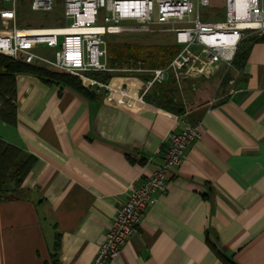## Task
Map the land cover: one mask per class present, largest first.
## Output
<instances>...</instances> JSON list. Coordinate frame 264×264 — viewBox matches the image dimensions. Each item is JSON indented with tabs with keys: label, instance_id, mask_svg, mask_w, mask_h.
Masks as SVG:
<instances>
[{
	"label": "crops",
	"instance_id": "1",
	"mask_svg": "<svg viewBox=\"0 0 264 264\" xmlns=\"http://www.w3.org/2000/svg\"><path fill=\"white\" fill-rule=\"evenodd\" d=\"M234 72L232 88L182 116L147 95L127 107L18 75L16 121L0 119V139L35 163L0 200V264H92L117 209L185 123H201L203 138L107 264H264V43ZM146 82L115 74L108 84L138 99Z\"/></svg>",
	"mask_w": 264,
	"mask_h": 264
},
{
	"label": "built area",
	"instance_id": "2",
	"mask_svg": "<svg viewBox=\"0 0 264 264\" xmlns=\"http://www.w3.org/2000/svg\"><path fill=\"white\" fill-rule=\"evenodd\" d=\"M21 1L2 0L8 7L1 19L13 26L0 30V54L14 59L22 55L29 65L57 68L78 77L86 88L105 92L107 102L127 107H132L135 100L143 102L149 90L170 74L178 78H211L220 64L232 67L241 43L252 34L264 33V0H224V12L216 19L201 12L211 7L212 0H63L68 24L65 28L75 31H39L44 34L18 28ZM28 2L33 12L48 13L58 0ZM157 28L174 33L180 51L167 68L154 71L138 99L126 89L87 76L89 72L112 71L107 62L109 37L152 34ZM37 45L55 50L54 59L36 53L33 48ZM203 134L201 123H185L169 136L164 162L131 189L127 201L117 209L92 264H107L120 257L123 247L139 232L147 210L166 191L169 174L186 161L189 146L201 140Z\"/></svg>",
	"mask_w": 264,
	"mask_h": 264
},
{
	"label": "rangeland",
	"instance_id": "3",
	"mask_svg": "<svg viewBox=\"0 0 264 264\" xmlns=\"http://www.w3.org/2000/svg\"><path fill=\"white\" fill-rule=\"evenodd\" d=\"M18 5L17 11V25L20 29H37V28H57L65 27L67 24L64 18V6L63 0H58L57 5L54 10L48 13H38L33 12L30 9L28 0H23ZM8 6L4 5L0 1V15L2 12L6 11ZM225 8L224 0H212L210 8H203L201 10L202 15H209L211 18H215L218 15H222ZM13 24L6 20L1 19L0 16V30L6 27L12 28ZM264 33H256L249 36L253 38L255 36H262ZM175 34L167 31L158 30L152 34H131V35H119L111 36L108 39L109 46L117 44H131L132 46L139 47L143 49V54L137 61H132L130 69L123 68H111L112 71L107 74H125L131 76H140L145 81L152 80L154 76V71L159 69L167 68L173 61L172 58L168 64L161 65L162 62L167 61V55L159 62L154 60V46L158 44L169 46V44L174 45ZM170 47H173L170 45ZM33 50L45 56L48 59H54L55 50L48 48L46 45H37ZM178 55V54H177ZM163 56V55H162ZM164 60V61H163ZM42 66V65H41ZM43 66H47L44 65ZM121 70V71H120ZM126 70V71H123ZM141 70V71H140ZM235 72L234 67H229L224 64H220L219 68L216 70L215 74L211 78H199V79H189V78H178L174 73L170 74L166 80L162 82H157L146 94L149 101L154 102L161 107H168L174 110H187L191 107L199 104L200 101H216L217 96L220 92H225L232 88L233 78ZM89 78L92 76L88 75ZM101 82V81H100ZM210 86L213 88V92L204 93V88ZM92 90L91 88H88ZM200 99V101L198 100ZM0 103H2L0 101ZM1 107V104H0Z\"/></svg>",
	"mask_w": 264,
	"mask_h": 264
},
{
	"label": "trees",
	"instance_id": "4",
	"mask_svg": "<svg viewBox=\"0 0 264 264\" xmlns=\"http://www.w3.org/2000/svg\"><path fill=\"white\" fill-rule=\"evenodd\" d=\"M0 1L2 2V0ZM23 2L24 1H21V4ZM257 43H264V34L262 36L248 38L241 43L233 62V66L242 68L248 59L252 47ZM170 45L173 47H170ZM154 47L155 54L153 57L155 61H161L166 55L168 57L167 61L163 60L164 62H162V66L168 64L169 61L180 51V48L176 46L175 43L174 45L169 44V46L158 44ZM142 54L143 49L132 46L131 44H112L109 46L108 43V66L111 68L129 69L131 62L140 59ZM107 73L108 72H89L88 75L92 76L95 80L107 84L114 77L113 74ZM20 74H31L45 82L66 84L90 99H96L101 95V93L86 88L78 77H74L57 68L52 66L29 65L25 62L22 55H19L17 59H14L0 54V101L2 102L0 103V119L8 124H14L16 121V77ZM213 90V88L206 85L204 93L211 94L209 92H213ZM198 100L200 101L199 98ZM208 102H210V100L200 101L199 104L193 107ZM163 109L177 116H182L186 112L184 109L174 110L168 107H163ZM34 163L35 159L32 156L25 154L22 150L9 145L0 139V200L10 198L11 194H9V191L7 190L8 185L11 183H14L16 187L22 185ZM54 257V263L59 264L58 256Z\"/></svg>",
	"mask_w": 264,
	"mask_h": 264
},
{
	"label": "bare ground",
	"instance_id": "5",
	"mask_svg": "<svg viewBox=\"0 0 264 264\" xmlns=\"http://www.w3.org/2000/svg\"><path fill=\"white\" fill-rule=\"evenodd\" d=\"M53 29H62L63 32H74L75 29H71V28H65V27H57V28H38V29H27V31L29 32H33L31 34H44L42 32H39V31H45V30H53Z\"/></svg>",
	"mask_w": 264,
	"mask_h": 264
}]
</instances>
